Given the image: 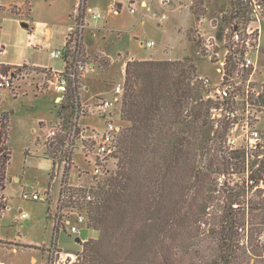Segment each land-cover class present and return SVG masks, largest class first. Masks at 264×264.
<instances>
[{"label":"rangeland","instance_id":"rangeland-1","mask_svg":"<svg viewBox=\"0 0 264 264\" xmlns=\"http://www.w3.org/2000/svg\"><path fill=\"white\" fill-rule=\"evenodd\" d=\"M22 1L1 0L0 6V61L12 65L21 64L24 66L21 72L26 73L14 80L12 92L3 90L0 94V117L6 115L9 128L8 139L4 142L3 148H8L11 153L6 171L5 192L0 191V195L5 196L10 205V210L0 219V238L6 241L2 243L0 240V244L17 250L14 252L0 247V261L5 264H44L46 255L44 250L53 243V227L50 216H47V204L42 198L38 201L22 200L21 195L24 190L28 193H43L50 183L49 174L52 170L54 150L64 148L61 142L55 148L48 147L49 131L59 119L57 116L59 105L55 104V101L61 93L57 91L55 85L43 81L39 71L41 68L30 66L63 70V59L52 58L50 51L63 48L69 32H72L74 37L78 36L74 10L78 7L79 0H31L29 3L24 2V5ZM87 1V6L92 8L94 13L101 15L100 19L90 21L98 27H104L110 36H114V40L111 47L112 37L104 39L103 34L96 33L90 27L91 22L87 20L88 27L81 33L80 59L88 61L94 67L78 80V132L96 124L87 112L82 114L81 111L93 104V100L112 95L106 93H112L116 83L124 81L123 64L128 61L151 57L160 61H180L190 68L193 67L192 78L205 77L212 81L217 80L218 74L210 62V52L205 47L207 39L212 38L209 42L213 44L215 51H222L224 37L227 44L235 23L241 27L248 19V13L229 19L230 0H192L191 3L190 0H166L163 5L159 0H144L148 3L149 9L141 6L142 0ZM7 3L14 5L8 8ZM163 15L166 16L165 20H161ZM202 17L206 19L200 23ZM21 23L27 27H23ZM252 25L258 27L257 24ZM148 42H153L154 45L148 48L146 47ZM256 61L254 79L264 82V23L261 24V45ZM8 66L10 70L7 72L17 73L15 66ZM86 86L90 88L86 89ZM113 108L119 113L118 105H113ZM73 120L74 118L68 119L66 123H72ZM122 126L124 127L125 123H122ZM182 127L181 124L173 125V130L178 131ZM213 131L210 124L207 148L203 150L198 147L195 154L197 166L203 168L210 176L205 193L210 194L211 198L205 212L220 214L222 201L227 193L240 194L242 187L236 185L218 189L215 186V177L222 170H227V166L217 167L216 163L218 161L229 166L237 164V156L240 154L223 151L222 155V148H217L218 143L213 140ZM220 133L223 132H218L217 136ZM74 145L80 148L78 142ZM66 172L69 174L68 187L74 190L75 196L79 189L84 188L88 191L89 187L95 186L99 180L91 178V168L85 165L79 150H74L72 165ZM112 172L113 170L110 171ZM51 191H53L51 202L54 206L58 194L57 182ZM180 196L181 193L178 192L176 197ZM254 201L256 206L261 204L259 209L264 207V201ZM19 212L27 213L28 217L15 221L14 218ZM250 219L252 223H259L263 219L259 229H264V212L261 211L259 217L251 216ZM207 228L201 225L200 231ZM97 236L98 233L92 228L81 233V239L86 240L96 239ZM14 240L26 243L24 245L31 247V251L20 249L19 245L8 242ZM209 240L197 242V248L200 250L198 255L202 259L210 255ZM56 242L57 247L65 252L78 249L74 238L63 231L57 234ZM33 249L36 251H32ZM146 253V248L137 249L132 257L133 264H142L147 258ZM191 255L190 251L187 258Z\"/></svg>","mask_w":264,"mask_h":264},{"label":"trees","instance_id":"trees-1","mask_svg":"<svg viewBox=\"0 0 264 264\" xmlns=\"http://www.w3.org/2000/svg\"><path fill=\"white\" fill-rule=\"evenodd\" d=\"M85 1L81 0L80 8ZM244 5L240 0H230L229 19L246 14L248 7ZM75 37L69 32L66 46ZM66 49L65 70L73 59L68 46ZM9 70L10 66H1L2 72ZM193 72V67L180 61L132 60L125 64L116 161L110 164L113 172L99 178L90 189L93 199L85 205L88 228L98 236L83 244L82 264H133L132 257L140 248L147 251L142 264H264V242L259 240L264 232L259 229L263 219L259 223L250 219L264 212V207L259 209L261 204L258 207L251 203L246 215L232 208L241 202V194L229 192L223 198L220 214L205 212L211 198L205 193L210 176L197 166L195 153L198 147L204 150L208 145L210 105L203 99L201 82L191 77ZM78 88L77 80L68 81L57 111L68 130L73 122L66 120L75 117L79 105ZM177 124L183 127L175 131L173 125ZM8 132V120L3 114L2 191L11 158L10 150L3 148ZM54 151L52 163L62 149ZM216 164L226 165L218 161ZM178 192L180 197H176ZM201 225L208 228L200 231ZM244 226L248 241L241 245L239 228ZM204 239H210V255L202 259L197 242ZM189 250L192 255L187 258Z\"/></svg>","mask_w":264,"mask_h":264},{"label":"built area","instance_id":"built-area-1","mask_svg":"<svg viewBox=\"0 0 264 264\" xmlns=\"http://www.w3.org/2000/svg\"><path fill=\"white\" fill-rule=\"evenodd\" d=\"M240 1L248 7L246 12L248 19L244 25L241 27L236 25L232 28L227 44L224 37L222 51L214 50L213 44L209 42L211 37L205 44L210 52V62L215 66V72L218 74L217 80L212 81L205 77L198 79L202 87L205 88L203 99L210 105L208 119L214 129L213 140L218 143L217 148H222V155L223 151L240 154L237 156V164L225 165L227 170H222L216 175L215 186L218 189L236 185L242 187L240 190L241 202L233 204L232 208L240 209L249 215L250 204L255 202L254 200L264 201V82L254 79L257 70L256 60L261 45L264 6L261 0ZM161 3L165 4L166 0H161ZM84 5L81 8L78 5L74 10L78 36L67 45L74 59V61L72 59V65L67 70L65 68L53 70L47 67L30 66L31 68H41L39 71H41L43 81L49 85H55L57 91L61 93V96L56 98L55 104L57 105H60L63 100L68 81L80 80L84 73L94 67L88 61L80 59L81 33L87 28V20H98L101 16L90 9H85ZM165 19L166 16L163 15L161 20ZM202 21H204V17L200 18L199 22ZM252 24H257L258 27ZM203 35L204 33L201 34V36ZM66 40L67 38H65L63 48L50 51L52 58L63 59L64 67V58L67 52ZM153 45V42L146 43L148 48ZM4 65L0 63V92L3 90L12 92L14 80L18 79L20 75L26 74L21 72L24 66L15 65L17 71L15 74V72H2L1 66ZM122 83H116L109 99L93 100V104L83 108L81 113L87 112L96 122L91 128L78 132L79 105L71 129H65L62 120L57 119L54 128L49 131L48 147L55 148L61 142L64 148H61L62 151L55 155L49 174L50 183L43 193H28L25 190L22 192V200L38 201L42 198L47 204V216H50L53 227V243L45 250L44 264H82L81 249L88 240L81 239V233L83 230H89L85 205L93 198L90 194L91 187L88 191L84 188L79 189V193L74 195V190L68 187L69 174L66 170H69L72 165L74 150H79L83 156V162L91 168V178L99 179L109 175L108 173L112 169L110 164L116 161L114 154L121 131L119 119L120 101L123 94ZM115 104L119 107V113L115 112L113 108ZM220 131L223 133L217 136ZM76 142L79 143L80 148L75 147ZM56 182L58 183V194L56 203L52 206L53 191L51 190ZM1 204H3V207L0 208L2 217L10 210L7 199L3 195H0V206ZM27 217V213L19 212L14 220H23ZM61 231L74 238L77 250L65 252L57 247L56 238ZM239 233H241V245H246L248 237L245 226L239 228ZM75 239H79V242L76 243ZM259 240L264 242V232L261 233Z\"/></svg>","mask_w":264,"mask_h":264},{"label":"crops","instance_id":"crops-1","mask_svg":"<svg viewBox=\"0 0 264 264\" xmlns=\"http://www.w3.org/2000/svg\"><path fill=\"white\" fill-rule=\"evenodd\" d=\"M24 0L22 1V5H24ZM80 2H81V0H79V4H80ZM159 2H161V0H159ZM192 2V0H190V2L189 3H191ZM78 4V5H79ZM87 4H88V1L86 0L85 1V5H84V7H85V9H90V10H92V8H90V7H88L87 6ZM12 5H14V3H7V7L8 8H10ZM21 5V6H22ZM161 5H163L162 3H161ZM0 6H2V4H1V0H0ZM141 6H144V7H147L148 8V3L146 2V1H144V0H142L141 1ZM149 9V8H148ZM93 11V10H92ZM101 16V15H100ZM206 19V17L204 18V20ZM88 21H90V20H88ZM87 21V22H88ZM91 22V21H90ZM87 27H88V24H87ZM90 27H92L93 28V30L96 32V33H101V34H103L102 36H103V38L104 39H107V37L109 38V36L111 35V34H109L108 33V31H105V28L104 27H98V26H96L93 22H91V26ZM71 28L69 27V30H70ZM111 33V32H110ZM105 34V35H104ZM108 35V36H107ZM110 37H112V41L110 42V45H111V43H112V45H111V47L113 46V40H114V36H110ZM117 38H119V36L117 37ZM129 59H131L132 60V58L131 57H129ZM139 61H145V60H155V61H160V60H157L156 58H148V59H138ZM168 61H171V60H168ZM0 63L1 64H5V65H11V66H15V65H12L11 63H8V62H3V61H0ZM16 65H20V64H16ZM123 66H124V64H123ZM123 79H124V77H123ZM123 81V80H122ZM86 89H88V88H90V86H86L85 87ZM2 92V91H1ZM1 92H0V94H1ZM107 95H109V94H112L111 92L110 93H106ZM111 97V96H110ZM110 97H104V99H109ZM0 105H1V98H0ZM8 170V169H7ZM9 173V172H8ZM4 192H5V190H4ZM7 199V198H6ZM7 205L10 207V205H9V201H8V199H7ZM6 214V213H5ZM4 214V215H5ZM0 240H1V242L3 243V242H6V241H4L3 239H1L0 238ZM8 242H13V243H15V244H17V245H24V244H26V243H23V242H21V241H8ZM1 245H3V244H0V247H2L3 249H7V250H11V251H14V252H16L17 250H12V249H10L9 247L8 248H6V247H3V246H1ZM11 246V245H10ZM12 246H14V245H12ZM43 246V245H42ZM15 247H16V245H15ZM16 249H17V247H16ZM20 249H24V250H29V251H31V248H22L21 246H20ZM32 251H36L35 249H33ZM0 264H5L3 261H0Z\"/></svg>","mask_w":264,"mask_h":264},{"label":"water","instance_id":"water-1","mask_svg":"<svg viewBox=\"0 0 264 264\" xmlns=\"http://www.w3.org/2000/svg\"><path fill=\"white\" fill-rule=\"evenodd\" d=\"M21 25H22L23 27H27V25L24 24V23H21ZM203 96H204V95H203ZM75 242L78 243V242H79V239H75Z\"/></svg>","mask_w":264,"mask_h":264}]
</instances>
